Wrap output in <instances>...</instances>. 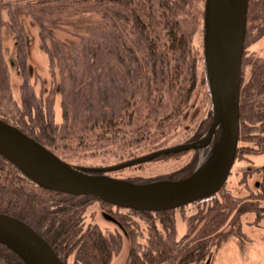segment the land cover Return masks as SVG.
<instances>
[{
	"label": "rangeland",
	"instance_id": "rangeland-1",
	"mask_svg": "<svg viewBox=\"0 0 264 264\" xmlns=\"http://www.w3.org/2000/svg\"><path fill=\"white\" fill-rule=\"evenodd\" d=\"M202 4L203 2L200 3V9ZM66 5L61 0H0V117H5L11 122L27 121L22 124L29 132L36 134L41 142H45L44 144L60 157L72 164L86 166L115 164L155 149L185 142L196 134L202 121L208 117L212 101L204 72L202 25L194 27L191 22L192 25L188 27L189 57L196 58V82L192 86L186 105L175 107L173 103L166 104V98L162 104H157V107H144V103L139 102L136 107H127L128 118L120 122L114 133L101 135L98 128L81 129L83 125L93 127V122L85 120L84 115L80 114L84 110L83 107H87L86 100H82V97L93 94L88 86L98 83L96 73L104 68L103 65H97L99 62L95 65L86 59L84 64L83 54L86 55L88 51L85 44L91 39L99 38L101 31L110 36L112 41L109 48V64L113 76L108 91L113 93L115 89L124 87L126 94L134 88L132 84L137 80L136 72L132 75L127 70V64L130 65L128 61L132 57L127 47L132 45V40L127 32L118 34L113 22L103 19L101 12L92 3L82 5L85 9H81V5ZM187 13L188 9L185 15ZM199 20L201 21L200 16ZM42 21L44 23H41ZM106 22L111 26L108 27ZM245 54L247 57L264 61V9L259 5L248 19ZM93 67L96 70H93V77L90 78V68ZM250 69L251 63H246L245 83L250 80ZM83 70L84 76L81 73ZM103 82L100 81V86ZM25 85L31 87L38 95L46 120L41 117V108L35 107L33 94L28 92ZM66 108L72 111L69 119L64 116ZM108 108L115 113L123 107L118 104L117 107ZM25 111L29 112L30 116L23 117ZM76 115H79V118H76ZM74 125L78 129L74 128ZM33 127L35 129H32ZM245 141L240 140L239 145L247 143L256 147L252 141ZM206 152L207 150L201 152L196 166ZM195 154V150L190 149L108 173L136 180L157 178L183 168L193 160ZM252 162L255 165L264 163V152L241 153L235 160L224 192L229 191L242 201L248 198L249 189H256L255 183L260 184L264 177V173L257 170L256 166L248 164ZM244 169L254 172L248 175ZM261 193L263 195L261 200H258V210H264V191ZM216 200L220 205L225 203L223 191L205 202H192L176 208L173 215L176 217L178 234L182 235L188 231V221L195 219V216L200 215L198 213L201 209L206 210ZM109 210L125 214L137 229L135 234L128 237L122 233V246L114 252L110 264H133L129 257L131 248L135 252L141 251V247H137L136 243L140 246L144 241L146 250L150 248L147 239L152 232L148 231L149 226L139 218L137 212L111 207L98 200H93L88 208V221H99L110 229L119 228L117 220L112 221L105 216L104 211L109 213ZM261 213L262 211L258 214ZM239 220L242 221V230L246 235L230 234L219 246H213L207 264H264V214L256 218L255 212H246ZM236 221L238 222V219ZM229 227L226 226L227 229ZM115 235L118 236L119 233Z\"/></svg>",
	"mask_w": 264,
	"mask_h": 264
},
{
	"label": "trees",
	"instance_id": "trees-1",
	"mask_svg": "<svg viewBox=\"0 0 264 264\" xmlns=\"http://www.w3.org/2000/svg\"><path fill=\"white\" fill-rule=\"evenodd\" d=\"M61 2L67 4L66 6L81 5L79 6L81 9H85L82 8V5L87 2L92 3L101 12L103 19L113 22L118 34L127 32L130 35L129 39L132 40V45L127 47L132 56L128 61L130 65L127 64V70L132 75L136 72L137 80L132 84L134 88L126 94L124 87L119 90L115 89L113 93L108 91L113 76V70L109 64L111 60V49L109 48L112 41L110 36L105 31H101L100 39H91L85 44L88 51L86 55L83 54L84 64L86 59L95 65L96 62H99L97 65H103L104 68L99 73L94 72L97 74L95 77L99 80L98 83L88 86L93 94L81 96L82 100H86L87 107H83L84 110L80 114L84 115L85 120L93 122V127L89 128L83 125L82 130L98 128L101 135L114 133L115 129L119 128L120 122L128 118L127 107H136L139 102L144 103V107H157V104H162L166 98V104L173 103L175 107L186 105L189 96H191L192 86L196 82V58L189 57L188 27L192 23H194V27L198 24L202 25L201 30L204 37L206 0H61ZM201 2L203 4L200 9ZM257 5L264 9V0L249 1L248 19L256 11ZM186 9H188L187 15H185ZM106 25L111 26L108 22ZM245 55L244 51L239 141H252L256 147L247 143L239 145L237 157L243 152L252 154L264 152V61L261 62L259 59L256 60ZM246 63H251L252 68L249 72L251 77L247 83H245L244 71ZM204 67L208 82L205 58ZM90 69H92L91 72L89 71L90 78H92L93 70L96 68ZM81 73L84 76V70ZM121 80L124 79L121 78ZM100 81H104L101 86ZM29 86H31L30 83ZM25 87L30 94H33L32 99L35 107L40 109L42 106L36 92L27 85ZM208 87L212 100L209 82ZM75 90L77 92V88ZM95 104L96 106H94ZM118 104L123 108L112 113L108 107H117ZM40 112L41 117L46 120L42 108ZM71 112L66 108L64 110L65 118L69 119ZM76 112L77 110L74 111V113ZM25 116H30V113L23 112V117ZM213 116L214 110L211 101L208 117L202 121L196 134L187 141L194 140L205 133ZM2 118L11 122L5 117ZM76 118H79V115H76ZM21 122L26 123L27 121L22 120ZM11 123L18 125L40 140L22 123ZM46 126L48 127V125ZM73 127L76 128L75 125ZM191 149L195 150V157L183 168L157 178L129 179L135 182H145L153 179H179L188 176L195 169L203 151L201 148ZM171 154H163L158 157ZM248 164L256 166L257 170L264 173V163L260 165H255L254 162ZM244 165L246 166V164ZM244 172L249 175L254 170H245ZM224 186L221 188L222 190L220 189L213 195L193 201L205 202L216 197L220 191H223L225 197L224 204L220 205L216 200L206 210L201 209L198 213L200 215L193 218L197 222L190 219L188 231L179 235L176 217L173 215L174 210L178 207L160 211L135 209L116 205L89 193L73 194L50 189L31 179L0 153V211L15 215L30 223L46 237L58 255L70 264H110L114 252L122 246L123 235L128 237V235L136 233L137 229L134 228L133 221L124 216L125 214H118L115 211L109 210V213L106 211L104 213L112 221H118L120 227L118 226L117 229L105 227L96 220L88 221L87 212L93 200H98L111 207L116 206L137 212L139 218L149 226L148 231L152 232L147 239L150 248L146 250V241L142 242L140 246L137 242L136 246L141 247L143 251L135 252L131 248L129 257L133 264H207L213 246H219L230 234L243 233L244 236L246 235L242 230V221L239 220L244 213L253 211L256 213V218L264 214V210L257 209L258 200H261L260 197L263 195L261 191H264V177L260 184L259 182L255 183L256 189L248 188L249 196L243 201L229 191L224 192ZM260 211L262 213L259 215ZM227 225L230 226L228 229ZM115 233H119V235L116 236ZM136 241L134 238V242ZM0 264L27 263L13 249L0 241Z\"/></svg>",
	"mask_w": 264,
	"mask_h": 264
},
{
	"label": "water",
	"instance_id": "water-1",
	"mask_svg": "<svg viewBox=\"0 0 264 264\" xmlns=\"http://www.w3.org/2000/svg\"><path fill=\"white\" fill-rule=\"evenodd\" d=\"M249 1L205 2L204 58L214 116L199 138L111 165L86 166L66 161L39 139L0 117V153L42 186L73 194L89 193L122 207L160 211L218 192L229 177L239 146ZM191 148L207 152L193 172L183 178L135 182L108 173ZM0 241L27 264H70L30 223L1 211Z\"/></svg>",
	"mask_w": 264,
	"mask_h": 264
},
{
	"label": "flooded vegetation",
	"instance_id": "flooded-vegetation-1",
	"mask_svg": "<svg viewBox=\"0 0 264 264\" xmlns=\"http://www.w3.org/2000/svg\"><path fill=\"white\" fill-rule=\"evenodd\" d=\"M247 34V33H246Z\"/></svg>",
	"mask_w": 264,
	"mask_h": 264
}]
</instances>
